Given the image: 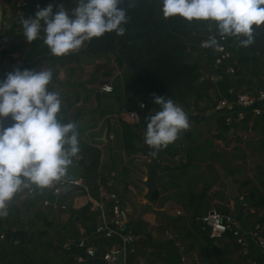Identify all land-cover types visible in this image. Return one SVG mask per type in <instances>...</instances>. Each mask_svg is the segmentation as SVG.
Returning a JSON list of instances; mask_svg holds the SVG:
<instances>
[{
  "label": "crops",
  "instance_id": "crops-1",
  "mask_svg": "<svg viewBox=\"0 0 264 264\" xmlns=\"http://www.w3.org/2000/svg\"><path fill=\"white\" fill-rule=\"evenodd\" d=\"M2 3L6 11L3 65L9 72L16 67L51 69L53 79L49 90L61 93L62 105L71 108L69 115L83 113L80 123L85 132L79 136L81 151L74 163L80 166L95 194L100 183H104L120 195L129 227L139 235L137 252L130 264H138L139 260L145 264H264V253L249 234L255 224L264 226V207L254 206L247 197L253 188L264 195V169H258L256 175L257 169L248 172L220 169L224 155H231L228 151L236 144L248 154L264 157V113L255 116L247 112L245 119L239 120L236 106L225 112L215 110L221 99L233 100L240 92H255L262 84L261 74H253L246 68L231 74L227 67L216 66L209 57H196L202 73L199 81L207 96L180 105L188 115L190 126L169 144L178 149L179 158L175 159L176 156L172 157L164 148L156 151L160 161L170 167L158 171V180L172 178V182L159 189L158 196L154 195L151 202L146 199L147 187L141 182L147 177L141 162L150 159L140 151L145 146L147 122L141 118L143 129L138 130L142 132V141L138 142L136 151L130 152L126 150L123 126L118 118L124 110H140L143 100L126 92L124 87L119 98L116 93H104L101 89L104 83L122 80L124 68L119 66L116 54L92 55L84 42L79 50L64 56L50 53L29 58L30 43L22 35L20 18L34 15L38 8L50 2L31 0L26 8L17 7L13 0H2ZM251 60H258L264 70V59L252 56ZM252 69L257 72L256 67ZM211 76L215 79L211 80ZM98 92L105 94L100 107L96 98ZM144 110L151 116L160 109ZM227 115H232L234 121L230 125L226 123L229 130L221 133L220 124ZM2 123L10 125L12 121L4 118ZM229 180L237 191L231 196ZM211 209L229 211L235 216L246 233L248 253L242 251L232 233L212 239L203 229L199 216ZM59 212L67 213L68 223H74L67 235L70 237L90 233L99 222L98 213L81 195H72L69 209L55 213ZM63 258V264H68L74 260V255L66 254Z\"/></svg>",
  "mask_w": 264,
  "mask_h": 264
},
{
  "label": "clouds",
  "instance_id": "clouds-1",
  "mask_svg": "<svg viewBox=\"0 0 264 264\" xmlns=\"http://www.w3.org/2000/svg\"><path fill=\"white\" fill-rule=\"evenodd\" d=\"M121 3L76 0L71 10L58 5L55 11L49 4L20 18L22 35L29 43L42 38L52 55L64 56L106 33L124 35L129 18ZM161 12L165 19L179 16L214 24L216 33L204 47L217 50L222 47L217 36L235 38L248 47L255 42L256 30L264 26V0H161ZM52 79L51 69L19 67L0 79V218L8 215L9 203L22 189H45L65 180L81 151L77 123L59 116L62 97L49 90ZM153 100L160 110L147 117L144 144L155 155L190 125L187 113L171 98L154 94ZM4 118L12 121L7 127Z\"/></svg>",
  "mask_w": 264,
  "mask_h": 264
},
{
  "label": "trees",
  "instance_id": "trees-1",
  "mask_svg": "<svg viewBox=\"0 0 264 264\" xmlns=\"http://www.w3.org/2000/svg\"><path fill=\"white\" fill-rule=\"evenodd\" d=\"M120 7L127 10L129 18L124 35L118 36L111 32L85 41L87 51L95 56L119 50L120 56L116 55V58L119 66L124 68V74L122 80L118 79L113 84L117 98L124 87L131 95L140 96L149 110L152 107L160 109V106L154 103V94L171 98L179 105H188L192 99L207 96L205 87L199 81L202 75L199 61L190 60L201 56L208 57V54L214 59L215 48H208L205 51L200 49L198 44H202L210 37L200 27L211 29L214 35L215 25L200 21L188 22L179 16L165 19L161 12V0H122ZM53 9L55 11L56 6L53 5ZM217 39L232 54L222 67L234 66L236 73L242 68L257 75L264 73L260 62L251 60L252 56L264 59V26L256 30L255 42L248 47L240 46L235 38L220 39L217 36ZM44 54H50V51L43 44L42 38L30 42L27 52L29 58H37ZM252 67H256L257 72ZM70 109L69 106L62 105L59 116L64 122H76L82 135L85 132V127L80 123L83 113L69 115ZM119 120L123 126L126 150L136 151L138 142L142 141V132L138 130L143 129L142 124L137 125L128 114L120 115ZM228 130L226 121L221 122L220 132L225 133ZM173 148L168 145L164 149L174 157L178 154V149ZM158 194L156 192L155 196ZM247 197L254 202V206L264 207V195L259 189H250ZM27 234L25 226L8 231V241L12 244L18 241L20 244V247L13 251L15 258L10 264H28L29 253L23 247L27 243L25 240ZM0 254H5V258L9 254L12 255L11 251L3 247H0ZM0 264H3L2 260Z\"/></svg>",
  "mask_w": 264,
  "mask_h": 264
},
{
  "label": "built area",
  "instance_id": "built-area-1",
  "mask_svg": "<svg viewBox=\"0 0 264 264\" xmlns=\"http://www.w3.org/2000/svg\"><path fill=\"white\" fill-rule=\"evenodd\" d=\"M17 7L26 8L30 5L31 0H13ZM6 11L0 0V79L3 76V60L6 43L3 40L5 29ZM205 42V41H204ZM204 42L202 45H204ZM217 50L213 61L216 66L222 67L225 61L231 57V52L226 46ZM226 70L235 73L234 66H227ZM211 80L215 77L211 76ZM262 84L255 92L243 91L237 94L233 100L221 99L216 105L215 110L225 112L231 106L238 107L237 117L243 120L247 112L255 116L264 113V73L261 76ZM104 93H113L114 85L112 83H104L101 87ZM140 110H124L122 114H128L136 123L141 122ZM140 103V104H141ZM227 124H232L234 118L232 115L225 117ZM5 127L9 126L4 124ZM179 158L176 155L175 159ZM17 195L30 200L42 199V205L50 212L66 211L69 209L72 195L84 196L87 199L89 207L98 213L99 222L95 229L90 233H84L80 237H70L62 243V249L66 253L74 255V260L68 264H130V259L137 252V242L139 235L129 227V220L125 218L126 211L122 206L120 195L114 191L109 184L100 183L95 194L90 184L85 180L79 171L77 176L67 175L66 179L56 185L39 189L29 187L22 189ZM243 199L244 196L242 195ZM180 211H178V214ZM202 227L209 232L212 239L224 237L227 233H232L238 244L241 245L242 251L248 253L249 246L246 240V233L238 225L235 216L229 211L219 209H211L199 216ZM249 234L253 237L264 253V226L257 223L249 230ZM4 238V235L1 236ZM99 259L98 262H93ZM138 264H145L142 260Z\"/></svg>",
  "mask_w": 264,
  "mask_h": 264
},
{
  "label": "rangeland",
  "instance_id": "rangeland-1",
  "mask_svg": "<svg viewBox=\"0 0 264 264\" xmlns=\"http://www.w3.org/2000/svg\"><path fill=\"white\" fill-rule=\"evenodd\" d=\"M54 6L63 5L65 9L68 7H76V0H49ZM4 66V65H3ZM3 74L8 73L6 66L2 69ZM4 76V75H3ZM227 151V150H226ZM231 155H224L220 169H235L236 171L248 172L249 169H257L254 175L258 173V169H264V157L253 156L248 154L241 145L236 144L230 151ZM233 156L232 155H235ZM224 187V182H222ZM70 217V216H69ZM69 217L67 213H53L42 205V199L31 201L27 198L14 197L9 203L8 215L0 218V244L4 249L11 251L5 258V254H0V260L3 264H10L15 255L13 251L20 247L18 241L12 244L8 241L7 234L10 229H21L25 226L27 231V243L23 247L29 253L28 264H63L64 255H71L62 249V243L68 239L67 236L74 228V223H68ZM4 235V238L1 236Z\"/></svg>",
  "mask_w": 264,
  "mask_h": 264
},
{
  "label": "water",
  "instance_id": "water-1",
  "mask_svg": "<svg viewBox=\"0 0 264 264\" xmlns=\"http://www.w3.org/2000/svg\"><path fill=\"white\" fill-rule=\"evenodd\" d=\"M203 31H205L209 36H212L213 35V31L211 29H207V28H204V27H200ZM198 47L200 49H204L205 51L208 50V47H204V45L202 44H198ZM112 53L120 56V52L119 50L115 49V50H112L111 51ZM208 57L210 59H213L209 54H208ZM197 61V58H193L190 60V62H195ZM105 94L101 93V92H98L96 94V98H97V101H98V104H99V107H100V104H101V100L102 98L104 97ZM140 115H141V118H142V121L143 122H147V117L149 116L148 115V112L146 110L144 111H140ZM140 151L147 157H149L150 159L146 160V161H143L141 162V165L143 167H145L146 171H147V177L146 179H143L141 180V182L147 187V193L145 195L146 199L148 201H153L154 200V195L155 193L161 189L162 187H164L166 184L172 182V178H168L166 180H162V181H159L158 180V171L160 169H169L170 167L169 166H166L164 165L161 161H160V158L155 154L153 155V151L154 149H152L150 146H147L145 145L144 148L140 149ZM80 171V166L76 165L75 163H73V165L69 168L68 170V175L70 176H77L78 173ZM208 176V175H206ZM228 184H229V189H230V196L236 191L235 189V185L232 181H228ZM99 259H96L94 260L93 262H98ZM148 264V263H147Z\"/></svg>",
  "mask_w": 264,
  "mask_h": 264
}]
</instances>
